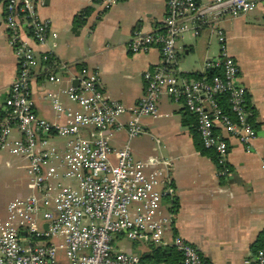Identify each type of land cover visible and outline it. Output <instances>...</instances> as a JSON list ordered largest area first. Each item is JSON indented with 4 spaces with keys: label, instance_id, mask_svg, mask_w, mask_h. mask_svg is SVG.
Returning a JSON list of instances; mask_svg holds the SVG:
<instances>
[{
    "label": "built area",
    "instance_id": "1",
    "mask_svg": "<svg viewBox=\"0 0 264 264\" xmlns=\"http://www.w3.org/2000/svg\"><path fill=\"white\" fill-rule=\"evenodd\" d=\"M100 1L106 10L116 3ZM38 2L41 0H4L18 74L10 89L8 110L0 120V151L29 158L28 173L35 192L13 201L7 218L0 219V264H140L141 256L115 250L120 239L174 247L183 254L181 264H206L183 238L166 239L172 218L162 210V200L172 190L160 169L150 172L153 160L136 159L129 143L143 133V118H157L158 100L167 96L182 102L195 117L204 148L218 156L219 175L229 171L227 139L216 134L218 127L250 152L257 137L251 123L253 113L237 63L227 52L220 22L253 13L259 0H214L210 4L165 0L162 31L135 32L130 43L133 53L158 48L161 56L160 64L144 75L146 92L139 104L127 108L107 98L99 87V73L84 69L78 86L62 90L78 104L79 111L65 109L53 99L56 111L67 119L64 124L46 121L33 109L32 74L39 61L22 36L27 32L37 44H45L51 35L49 22L37 14ZM211 25L221 53L207 62L206 73L220 70V75L194 82L179 79L174 73L178 40L186 34L198 36ZM222 98H227L229 113L220 105ZM125 115L128 121L120 122ZM13 126L22 135L14 144L10 140ZM88 130L90 135H82ZM124 130L128 142L122 150H115L109 140ZM55 137L66 140L64 151L53 141ZM166 164L159 163L163 168ZM254 262L264 264V249L256 252Z\"/></svg>",
    "mask_w": 264,
    "mask_h": 264
},
{
    "label": "crops",
    "instance_id": "2",
    "mask_svg": "<svg viewBox=\"0 0 264 264\" xmlns=\"http://www.w3.org/2000/svg\"><path fill=\"white\" fill-rule=\"evenodd\" d=\"M115 1L108 10L100 0L37 3V14L49 22L51 35L45 44H37L27 32L22 38L39 61L32 74L31 90L33 109L40 118L55 124L66 123L67 119L54 107L55 98L65 109L80 110L62 90L70 85L78 86L84 69L99 73V87L107 98L127 108L139 104L146 92L144 75L160 64L161 56L158 48L133 53L130 43L135 32L146 35L162 31L167 8L165 0ZM213 1L200 0V3ZM79 17L83 20L80 25L75 23ZM220 26L227 52L237 63L240 82L248 92L247 102L253 113L251 123L257 132L250 152L227 138L218 127L216 134L227 139L229 171L219 175L216 160L196 149V122L191 123V114L182 102L167 96L158 100L157 118H143V133L129 144L136 159L153 160L150 172L160 169L172 190L162 200V210L172 218L168 241L176 236L183 238L206 264H245L247 260L256 264L254 257L258 250L254 245L264 234V0H259L253 13L227 17ZM220 53L212 25L203 28L198 36L186 34L177 43L174 73L179 79L191 82L194 76L205 75L207 62L219 58ZM46 56L53 57L55 62L43 64ZM17 74L18 59L5 24L4 0H0V120L8 110L7 100ZM51 78H58L60 82ZM128 119L125 115L120 122L126 123ZM89 133L88 130L82 135ZM10 140L12 144L22 140L15 126ZM53 141L65 150V139L55 137ZM109 142L115 150H122L128 142L126 131L116 132ZM161 161L167 163L164 168L159 165ZM1 168H6L4 175L8 177L23 175L28 184L24 196L4 206L0 219H5L8 206L31 196L35 188L28 173V157L1 150ZM172 201L178 203L174 212ZM145 251L144 245L137 244L132 254L140 256ZM63 264L67 263L63 261Z\"/></svg>",
    "mask_w": 264,
    "mask_h": 264
},
{
    "label": "trees",
    "instance_id": "3",
    "mask_svg": "<svg viewBox=\"0 0 264 264\" xmlns=\"http://www.w3.org/2000/svg\"><path fill=\"white\" fill-rule=\"evenodd\" d=\"M84 14L87 13V10H85L83 12ZM77 24H82L83 20L81 17L77 18L76 22ZM55 60L53 57L50 56H46L43 60V64L45 65H50L52 63H54ZM84 67V65L80 66V68ZM220 75V70H212V71H208L205 75L203 76H194L191 82L194 81H199V80H211L213 77L215 76H219ZM220 105L222 107V109L226 112L229 113V104L227 101V98H222L220 99ZM191 118V123H194V121L196 122L195 117L192 115L190 116ZM196 127L195 128V135H196V149L204 156L210 157L213 160H218V156L216 155L215 152L207 150L204 148L203 143L201 141V138L198 134L197 131V123L195 124ZM172 211L178 208V203L173 202L172 201ZM174 212V211H173ZM137 247V243H133V248L136 249ZM146 251L143 252L140 256H141V263L140 264H181L183 261V254L182 252H180L179 250L175 249L174 247H155L152 245H148L145 246ZM254 248H256V250L259 249H264V234L261 235V237L259 238V240L255 243Z\"/></svg>",
    "mask_w": 264,
    "mask_h": 264
},
{
    "label": "rangeland",
    "instance_id": "4",
    "mask_svg": "<svg viewBox=\"0 0 264 264\" xmlns=\"http://www.w3.org/2000/svg\"><path fill=\"white\" fill-rule=\"evenodd\" d=\"M5 169H0V214L3 213L7 202L24 196V189L28 190V184L27 181L24 182L23 175L14 178L5 176ZM114 247L116 251L133 253V243L126 239L116 241Z\"/></svg>",
    "mask_w": 264,
    "mask_h": 264
},
{
    "label": "water",
    "instance_id": "5",
    "mask_svg": "<svg viewBox=\"0 0 264 264\" xmlns=\"http://www.w3.org/2000/svg\"><path fill=\"white\" fill-rule=\"evenodd\" d=\"M73 32H74L75 34L78 33L76 29H73ZM75 84H77V83H75ZM45 229H47V225H45ZM23 235H24V234H23Z\"/></svg>",
    "mask_w": 264,
    "mask_h": 264
}]
</instances>
